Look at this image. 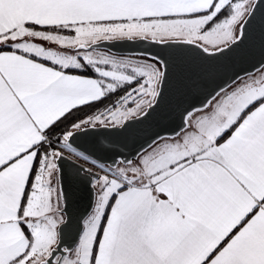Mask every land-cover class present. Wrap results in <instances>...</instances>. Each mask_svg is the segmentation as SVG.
Returning a JSON list of instances; mask_svg holds the SVG:
<instances>
[{
    "label": "snow or ice",
    "instance_id": "6c2138e0",
    "mask_svg": "<svg viewBox=\"0 0 264 264\" xmlns=\"http://www.w3.org/2000/svg\"><path fill=\"white\" fill-rule=\"evenodd\" d=\"M0 264H264V0H0Z\"/></svg>",
    "mask_w": 264,
    "mask_h": 264
},
{
    "label": "water",
    "instance_id": "95a60500",
    "mask_svg": "<svg viewBox=\"0 0 264 264\" xmlns=\"http://www.w3.org/2000/svg\"><path fill=\"white\" fill-rule=\"evenodd\" d=\"M79 163V161H77ZM66 187L71 194V210L74 215H78L85 211L88 206V197L84 186L79 181L72 179Z\"/></svg>",
    "mask_w": 264,
    "mask_h": 264
}]
</instances>
